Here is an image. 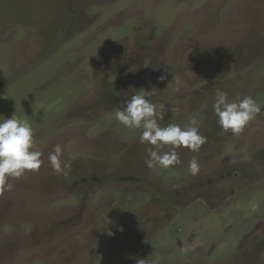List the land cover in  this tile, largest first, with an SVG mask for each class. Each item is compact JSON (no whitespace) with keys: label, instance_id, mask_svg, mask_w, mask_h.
I'll return each mask as SVG.
<instances>
[{"label":"rangeland","instance_id":"1","mask_svg":"<svg viewBox=\"0 0 264 264\" xmlns=\"http://www.w3.org/2000/svg\"><path fill=\"white\" fill-rule=\"evenodd\" d=\"M217 90L261 105L239 135L216 123ZM144 92L161 126L198 121V153L145 165L140 130L114 119ZM12 115L43 162L0 195V264H264V0H0Z\"/></svg>","mask_w":264,"mask_h":264},{"label":"clouds","instance_id":"2","mask_svg":"<svg viewBox=\"0 0 264 264\" xmlns=\"http://www.w3.org/2000/svg\"><path fill=\"white\" fill-rule=\"evenodd\" d=\"M212 107L218 126L233 135L242 133L261 111V105L252 96H237L230 100L229 94L222 90L216 91ZM164 118L165 108L161 106L158 111L147 92L130 95L114 114V119L124 128L140 130L139 142L149 145L144 158L149 169L167 170L181 164L176 151L178 147L198 153L207 142L196 119H191L184 126L171 122L161 126L159 121ZM33 144V128L29 122L15 115L0 120V195L12 190L11 180L41 167L42 153L34 150ZM62 154L63 149L57 144L49 152L48 161L55 173L66 176L70 164L62 161ZM187 171L193 176L199 173L200 164L195 156L189 160ZM138 264H158V260H141Z\"/></svg>","mask_w":264,"mask_h":264}]
</instances>
